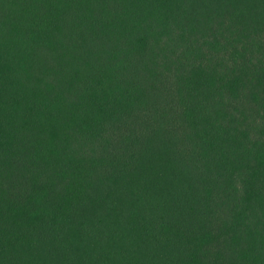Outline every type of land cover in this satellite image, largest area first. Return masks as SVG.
<instances>
[{
    "label": "trees",
    "instance_id": "trees-1",
    "mask_svg": "<svg viewBox=\"0 0 264 264\" xmlns=\"http://www.w3.org/2000/svg\"><path fill=\"white\" fill-rule=\"evenodd\" d=\"M0 264H264V0H0Z\"/></svg>",
    "mask_w": 264,
    "mask_h": 264
}]
</instances>
